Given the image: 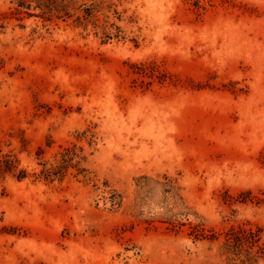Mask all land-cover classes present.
I'll use <instances>...</instances> for the list:
<instances>
[{
    "label": "rangeland",
    "instance_id": "rangeland-1",
    "mask_svg": "<svg viewBox=\"0 0 264 264\" xmlns=\"http://www.w3.org/2000/svg\"><path fill=\"white\" fill-rule=\"evenodd\" d=\"M17 1L0 0V156L33 170L74 141L90 178L0 171V264H240L226 232L264 227V0H74L47 20ZM142 174L174 177L215 237L168 228L159 193L141 220Z\"/></svg>",
    "mask_w": 264,
    "mask_h": 264
},
{
    "label": "trees",
    "instance_id": "trees-1",
    "mask_svg": "<svg viewBox=\"0 0 264 264\" xmlns=\"http://www.w3.org/2000/svg\"><path fill=\"white\" fill-rule=\"evenodd\" d=\"M17 2L15 13L21 15L20 18L23 17L24 12H29V15L41 16L46 20L52 19L54 16L64 18L65 15H71V9L75 7L74 0H18ZM32 6L39 7L41 10L38 13L31 12ZM83 9L84 13L77 16L80 22H83L82 19H88L89 16H92L94 10L90 6H85ZM79 137L87 138L90 144L96 141V134L91 129L83 130L79 133ZM40 153L38 152V154ZM55 156L53 161L40 159L38 161L41 165L39 168L28 170L26 167L20 166V161L15 154L6 153L0 156V171L12 173L18 180L31 178L33 181H44L49 184L62 182L69 172L77 177L90 178L89 168L82 163L86 159L83 145L74 141L61 144ZM108 192L109 195L104 196L106 202L110 201L112 206H120L123 195L116 189L108 190ZM157 193L160 194L163 202L171 204L165 206V212L159 219L166 222L168 228L179 231L184 225L189 224L192 228L190 233L194 234L197 239L215 237V234L209 236L206 233V227L203 223H194L189 219V211L182 208L184 201L180 186L177 180L168 174L162 176L142 174L138 176L134 207L141 220L148 222L155 220L141 216L146 212L143 207L148 199ZM263 237L264 227L260 225L234 226L226 232L223 246L228 253L238 255L241 258L240 264H254L259 256H264Z\"/></svg>",
    "mask_w": 264,
    "mask_h": 264
}]
</instances>
